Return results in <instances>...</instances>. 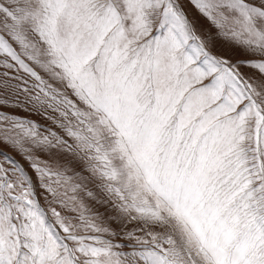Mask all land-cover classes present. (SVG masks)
I'll return each mask as SVG.
<instances>
[{
	"label": "snow or ice",
	"instance_id": "1",
	"mask_svg": "<svg viewBox=\"0 0 264 264\" xmlns=\"http://www.w3.org/2000/svg\"><path fill=\"white\" fill-rule=\"evenodd\" d=\"M188 3L0 0V264H264V0Z\"/></svg>",
	"mask_w": 264,
	"mask_h": 264
},
{
	"label": "rangeland",
	"instance_id": "2",
	"mask_svg": "<svg viewBox=\"0 0 264 264\" xmlns=\"http://www.w3.org/2000/svg\"><path fill=\"white\" fill-rule=\"evenodd\" d=\"M181 3L190 18L198 16V13H196L195 9L192 8V6L188 3V0H181ZM197 29L198 32H200L201 34H203L204 30H211L213 32L215 31L214 29L211 28L209 23L202 17H200L198 20ZM213 51L216 52L217 54L230 56V58H232L233 60L237 58V56H235V53H240L238 50H229L228 48H222L219 46L215 47ZM242 71H244L245 73L249 72L248 69H242ZM22 99L23 97L21 96V100ZM29 107L30 106L27 105L25 106V108L15 107L13 103L10 102L9 105L0 108V111H3L8 115H17L20 116L21 118L34 120L38 125H40L39 131L45 134L47 128L51 127L55 129V125H53L51 121L47 120L43 115L27 110ZM0 131L3 130L0 129ZM26 147H28V145H26ZM33 153L39 155L42 160H49L50 163L52 162L50 157L46 153L40 152L37 149H33ZM5 155H7L11 159L19 163L25 169V171L29 173V175L34 176L33 171L28 166L29 162L25 159L24 154L20 152L18 149L11 147L10 145L5 144L3 142H0V163H4V165L8 167L9 165L4 160ZM39 191L41 192L40 203L46 207L47 205L45 204V199H44L45 194L43 193V190H39ZM56 207H58L59 209V206ZM135 226H136L135 224H129L127 228L128 230H131ZM113 227H115V225H113ZM112 239L114 243H120L125 241L126 238L121 235V236L113 237Z\"/></svg>",
	"mask_w": 264,
	"mask_h": 264
},
{
	"label": "crops",
	"instance_id": "3",
	"mask_svg": "<svg viewBox=\"0 0 264 264\" xmlns=\"http://www.w3.org/2000/svg\"><path fill=\"white\" fill-rule=\"evenodd\" d=\"M215 30V29H214ZM239 55H241V53H235V56H239ZM236 58V57H235Z\"/></svg>",
	"mask_w": 264,
	"mask_h": 264
}]
</instances>
